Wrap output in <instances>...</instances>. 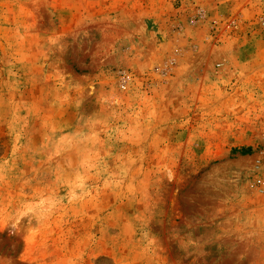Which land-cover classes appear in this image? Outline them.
I'll return each instance as SVG.
<instances>
[{
    "label": "rangeland",
    "instance_id": "1",
    "mask_svg": "<svg viewBox=\"0 0 264 264\" xmlns=\"http://www.w3.org/2000/svg\"><path fill=\"white\" fill-rule=\"evenodd\" d=\"M264 0H0V264H264Z\"/></svg>",
    "mask_w": 264,
    "mask_h": 264
},
{
    "label": "built area",
    "instance_id": "2",
    "mask_svg": "<svg viewBox=\"0 0 264 264\" xmlns=\"http://www.w3.org/2000/svg\"><path fill=\"white\" fill-rule=\"evenodd\" d=\"M261 188L264 189V184H262Z\"/></svg>",
    "mask_w": 264,
    "mask_h": 264
}]
</instances>
